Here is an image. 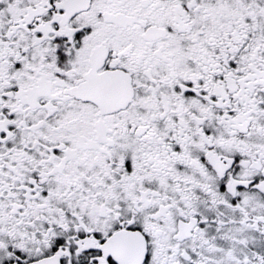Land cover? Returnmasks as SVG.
Here are the masks:
<instances>
[{
    "label": "snow or ice",
    "instance_id": "1",
    "mask_svg": "<svg viewBox=\"0 0 264 264\" xmlns=\"http://www.w3.org/2000/svg\"><path fill=\"white\" fill-rule=\"evenodd\" d=\"M0 264H264V0H0Z\"/></svg>",
    "mask_w": 264,
    "mask_h": 264
}]
</instances>
